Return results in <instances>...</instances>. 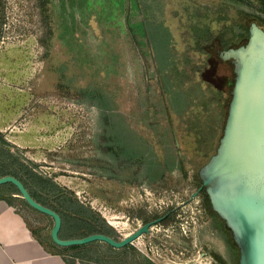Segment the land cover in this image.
<instances>
[{"label": "rangeland", "instance_id": "374dc122", "mask_svg": "<svg viewBox=\"0 0 264 264\" xmlns=\"http://www.w3.org/2000/svg\"><path fill=\"white\" fill-rule=\"evenodd\" d=\"M262 7L261 0H0V176H16L60 213L61 238L100 230L120 240L169 214L122 248L65 247L51 240V217L15 186L0 185V197L71 261L239 264L204 191L193 193L216 152L234 83L232 63L220 58L232 60L224 51L247 43L252 22L264 29ZM222 41L233 44L222 51Z\"/></svg>", "mask_w": 264, "mask_h": 264}, {"label": "water", "instance_id": "95a60500", "mask_svg": "<svg viewBox=\"0 0 264 264\" xmlns=\"http://www.w3.org/2000/svg\"><path fill=\"white\" fill-rule=\"evenodd\" d=\"M232 59L235 81L227 117L216 152L201 167V187L212 209L225 221L239 249V264H264V31L252 22L245 45L224 51ZM11 183L22 199L35 210L51 217V240L59 246L104 242L114 248L132 244L150 232L164 216L140 225L120 240L104 233L61 238V215L35 200L14 175L0 176V185Z\"/></svg>", "mask_w": 264, "mask_h": 264}, {"label": "crops", "instance_id": "0c3cea01", "mask_svg": "<svg viewBox=\"0 0 264 264\" xmlns=\"http://www.w3.org/2000/svg\"><path fill=\"white\" fill-rule=\"evenodd\" d=\"M133 244V243H132ZM0 264H85L52 252L40 241L23 215L0 197Z\"/></svg>", "mask_w": 264, "mask_h": 264}, {"label": "trees", "instance_id": "16d2710c", "mask_svg": "<svg viewBox=\"0 0 264 264\" xmlns=\"http://www.w3.org/2000/svg\"><path fill=\"white\" fill-rule=\"evenodd\" d=\"M262 1V4H263V7H262V11H264V0H261ZM243 36V35H242ZM245 36H248V31H246V35ZM230 43L228 42H223L222 41V49L223 50H226L228 48H230ZM5 175H8V174H5ZM11 175V174H10ZM4 176V175H3ZM26 187V186H25ZM32 196V195H31ZM36 200V199H35ZM204 203H205V207L206 209L208 210V212L211 214L212 217H214L216 220H218L220 226L224 229V230H227L228 233L230 234V242H233V239L231 237V233H230V230L225 226V223H224V220L221 219V217L212 209V206H211V203H210V199H209V196L208 194L204 191ZM76 204L79 208H83V205L81 203H79L78 201H76ZM44 205V204H43ZM46 206V205H45ZM56 211V210H55ZM57 212V211H56ZM59 213V212H58ZM60 214V213H59ZM64 228V223L62 222V227H61V231L63 230ZM62 233V232H61ZM92 233H104L106 235H109V236H112L111 232L110 231H100V230H94V231H89L85 234H82L83 236H86V235H89V234H92ZM62 238H74V236H62ZM237 248V247H236ZM238 250V248H237Z\"/></svg>", "mask_w": 264, "mask_h": 264}, {"label": "flooded vegetation", "instance_id": "af4514ba", "mask_svg": "<svg viewBox=\"0 0 264 264\" xmlns=\"http://www.w3.org/2000/svg\"><path fill=\"white\" fill-rule=\"evenodd\" d=\"M257 24V23H256ZM257 26L258 27H260L263 31H264V29L261 27V26H259L258 24H257ZM247 31H248V36H247V40H248V37H249V28H247ZM243 37V36H242ZM230 44H233V42H231ZM242 45V44H241ZM241 45H239V46H241ZM239 46H237V47H239ZM236 47V48H237ZM222 51H224L223 49H222ZM220 60H222L223 62H230V63H232V65H233V72H234V74H235V67H234V61L233 60H223L222 58H220ZM234 81H235V75H234ZM233 85H234V83H233ZM232 89H233V86H232V88H231V90H230V99H231V92H232ZM229 102H230V100H229ZM229 102H228V104H227V110H226V116H225V120H226V117H227V111H228V105H229ZM225 120H224V123H225ZM223 127H224V124H223ZM223 127H222V133H223ZM222 133H221V136H222ZM220 136V137H221ZM202 184V183H201ZM201 187V185L197 188V190L199 189ZM205 191V189L204 188H201V190L200 191ZM200 191H198V192H200ZM206 192V191H205ZM169 213L167 212V213H165L164 215H162V216H164V218L162 219V220H164L166 217H167V215H168ZM162 216H160V217H162ZM213 220H215V218L214 217H211ZM161 220V221H162ZM152 221V220H151ZM218 225V227L220 228V229H223L221 226H220V224H217ZM231 237H232V235H231ZM233 239V238H232ZM226 242H227V240H226ZM229 244V243H228Z\"/></svg>", "mask_w": 264, "mask_h": 264}, {"label": "bare ground", "instance_id": "6f19581e", "mask_svg": "<svg viewBox=\"0 0 264 264\" xmlns=\"http://www.w3.org/2000/svg\"><path fill=\"white\" fill-rule=\"evenodd\" d=\"M142 236V235H141ZM137 240V239H136Z\"/></svg>", "mask_w": 264, "mask_h": 264}]
</instances>
